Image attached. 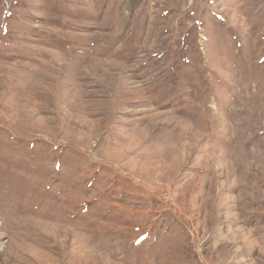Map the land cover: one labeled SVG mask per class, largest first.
I'll return each instance as SVG.
<instances>
[{"label": "rangeland", "instance_id": "rangeland-1", "mask_svg": "<svg viewBox=\"0 0 264 264\" xmlns=\"http://www.w3.org/2000/svg\"><path fill=\"white\" fill-rule=\"evenodd\" d=\"M0 264H264V0H0Z\"/></svg>", "mask_w": 264, "mask_h": 264}, {"label": "bare ground", "instance_id": "bare-ground-1", "mask_svg": "<svg viewBox=\"0 0 264 264\" xmlns=\"http://www.w3.org/2000/svg\"><path fill=\"white\" fill-rule=\"evenodd\" d=\"M212 226H213V224H212ZM205 228V227H204Z\"/></svg>", "mask_w": 264, "mask_h": 264}]
</instances>
